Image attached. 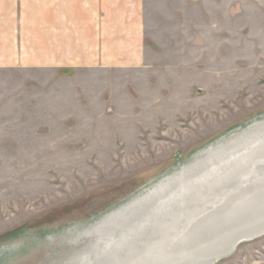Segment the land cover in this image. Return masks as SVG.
I'll use <instances>...</instances> for the list:
<instances>
[{
    "label": "rangeland",
    "instance_id": "obj_1",
    "mask_svg": "<svg viewBox=\"0 0 264 264\" xmlns=\"http://www.w3.org/2000/svg\"><path fill=\"white\" fill-rule=\"evenodd\" d=\"M147 17L144 67L0 68V264L69 262L77 228L264 120V0H154ZM214 264H264V234Z\"/></svg>",
    "mask_w": 264,
    "mask_h": 264
},
{
    "label": "bare ground",
    "instance_id": "obj_2",
    "mask_svg": "<svg viewBox=\"0 0 264 264\" xmlns=\"http://www.w3.org/2000/svg\"><path fill=\"white\" fill-rule=\"evenodd\" d=\"M235 132L142 194L77 228L75 243L85 237L89 244L65 264H118L129 258L133 264H211L263 235L264 120ZM258 219L259 226L245 227ZM186 230L190 235L183 241L152 254L170 233ZM159 231L161 236H153ZM148 235L159 244L145 249L140 244ZM135 248L144 249L139 261Z\"/></svg>",
    "mask_w": 264,
    "mask_h": 264
},
{
    "label": "crops",
    "instance_id": "obj_3",
    "mask_svg": "<svg viewBox=\"0 0 264 264\" xmlns=\"http://www.w3.org/2000/svg\"><path fill=\"white\" fill-rule=\"evenodd\" d=\"M154 0H0V68L138 69Z\"/></svg>",
    "mask_w": 264,
    "mask_h": 264
},
{
    "label": "water",
    "instance_id": "obj_4",
    "mask_svg": "<svg viewBox=\"0 0 264 264\" xmlns=\"http://www.w3.org/2000/svg\"><path fill=\"white\" fill-rule=\"evenodd\" d=\"M258 221H260V219L254 221V222H250V224H248V225L245 226V227L248 228V229H253V228H255V227H257V226L260 225V224L256 223V222H258ZM263 224H264V223H263ZM263 224H262V225H263ZM223 257H224V256H223ZM221 258H222V256H221L219 259L217 258L215 261H212L211 264L214 263V262H217V261L220 260Z\"/></svg>",
    "mask_w": 264,
    "mask_h": 264
}]
</instances>
